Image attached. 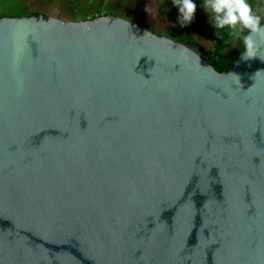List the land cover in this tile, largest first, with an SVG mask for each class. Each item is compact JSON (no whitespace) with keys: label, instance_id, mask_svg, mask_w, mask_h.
Returning a JSON list of instances; mask_svg holds the SVG:
<instances>
[{"label":"water","instance_id":"obj_1","mask_svg":"<svg viewBox=\"0 0 264 264\" xmlns=\"http://www.w3.org/2000/svg\"><path fill=\"white\" fill-rule=\"evenodd\" d=\"M244 51L218 72L114 15L1 17L0 264H264Z\"/></svg>","mask_w":264,"mask_h":264},{"label":"rangeland","instance_id":"obj_2","mask_svg":"<svg viewBox=\"0 0 264 264\" xmlns=\"http://www.w3.org/2000/svg\"><path fill=\"white\" fill-rule=\"evenodd\" d=\"M195 2L194 19L186 26L178 22L179 12L172 0H0V18L43 15L63 21H79L83 17L114 15L183 43L210 61L216 30L208 13L201 7L202 0ZM240 45V40L231 37L222 51L227 56H235Z\"/></svg>","mask_w":264,"mask_h":264},{"label":"clouds","instance_id":"obj_3","mask_svg":"<svg viewBox=\"0 0 264 264\" xmlns=\"http://www.w3.org/2000/svg\"><path fill=\"white\" fill-rule=\"evenodd\" d=\"M178 9L181 26L190 24L197 9L195 0H172ZM201 7L208 13L209 20L219 36L222 31L245 46L243 59L259 57L264 46V18L254 12L248 0H202ZM190 50L181 47L180 55L186 59Z\"/></svg>","mask_w":264,"mask_h":264},{"label":"trees","instance_id":"obj_4","mask_svg":"<svg viewBox=\"0 0 264 264\" xmlns=\"http://www.w3.org/2000/svg\"><path fill=\"white\" fill-rule=\"evenodd\" d=\"M94 18L96 17L93 16L92 19ZM84 19H87V17H83V19L81 20ZM230 38L231 37L227 34L226 31H222L219 36H216V41L212 51V59L209 62L218 72H226L232 66L234 60L241 51V45H240L237 54L235 56H227L223 53L222 47Z\"/></svg>","mask_w":264,"mask_h":264},{"label":"crops","instance_id":"obj_5","mask_svg":"<svg viewBox=\"0 0 264 264\" xmlns=\"http://www.w3.org/2000/svg\"><path fill=\"white\" fill-rule=\"evenodd\" d=\"M248 3L252 6L256 14L264 18V0H249Z\"/></svg>","mask_w":264,"mask_h":264}]
</instances>
